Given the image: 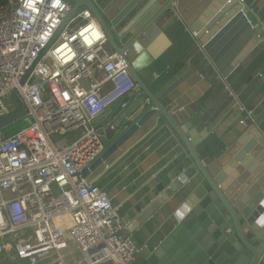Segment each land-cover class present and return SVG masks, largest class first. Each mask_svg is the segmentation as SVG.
Returning a JSON list of instances; mask_svg holds the SVG:
<instances>
[{
  "label": "built area",
  "instance_id": "2783aa9c",
  "mask_svg": "<svg viewBox=\"0 0 264 264\" xmlns=\"http://www.w3.org/2000/svg\"><path fill=\"white\" fill-rule=\"evenodd\" d=\"M73 2L10 0L0 17V116L17 109L15 102L10 110L13 90L25 110V126L7 138L0 131V254L8 242L16 259L44 264L42 257L72 245L80 257L72 264H134L144 248L125 236L121 205L81 172L103 149L97 117L142 92L88 9L69 20L20 83Z\"/></svg>",
  "mask_w": 264,
  "mask_h": 264
},
{
  "label": "crops",
  "instance_id": "0c3cea01",
  "mask_svg": "<svg viewBox=\"0 0 264 264\" xmlns=\"http://www.w3.org/2000/svg\"><path fill=\"white\" fill-rule=\"evenodd\" d=\"M92 1L102 10L106 22L112 25L118 44L123 41L125 31H136L173 1L153 25L150 36L139 38L129 47L130 60L140 70L153 97L191 142L200 147L209 142L217 148L215 139L218 138L228 147L231 145L215 162V167H221L223 171L237 152L243 151V161L249 158V165L235 183L241 185L252 177L263 161L264 148L261 147L253 157L251 152L256 150L257 140L250 138L239 147L236 139L240 136L238 129L243 126L239 123L241 120L244 123L250 120L257 128L264 126V44L258 45L223 79L188 29L195 22H203L201 25L205 26L218 0ZM245 4L252 23L264 27V0H245ZM225 35L221 37L223 43L213 48L218 60L227 52L226 45L236 34ZM221 51L223 53L219 55ZM222 64V68L227 66V62ZM254 64L256 69L250 70ZM219 85H224L220 91ZM141 102L142 98L138 101L123 99L97 117L96 124L104 127L103 149L92 164L95 169L90 167L88 181L106 192L113 204L121 205L125 236L136 247L144 248L134 264H194L188 253H183L170 237L172 227L190 214L188 195L199 181L195 173L192 175V161L178 135L156 111L126 144L106 155L109 147L105 138L107 127L124 123L126 130L132 128L153 108L149 101L144 105ZM238 106H243L251 115L241 113ZM6 244L0 254V264H28L16 259L11 245ZM163 245L165 248L161 249ZM158 249L160 251L155 254ZM79 258L76 249L69 245L66 251L58 255L49 253L40 261L52 264L58 260L60 264H72ZM176 258L178 262L174 261ZM150 259L152 263H149Z\"/></svg>",
  "mask_w": 264,
  "mask_h": 264
},
{
  "label": "water",
  "instance_id": "95a60500",
  "mask_svg": "<svg viewBox=\"0 0 264 264\" xmlns=\"http://www.w3.org/2000/svg\"><path fill=\"white\" fill-rule=\"evenodd\" d=\"M226 1L218 0V3L214 4L215 8L211 11L212 17L209 15L210 20L205 26L201 25L203 22H195L188 28L190 33L194 34L196 44L206 54L223 79H226L258 45L264 44V27L260 23L253 24L249 11L243 5L238 4L237 0H228L229 3ZM172 2L146 23L141 24L136 31L133 30L129 32L130 34L125 31L123 41L118 44L115 41L112 25L106 22L104 13L97 5L92 0H74L61 26L20 83L27 80L36 62L40 60L69 20L80 9H88L102 29L110 47L123 60L131 77L140 87L142 105L149 101L153 106L130 129L126 130L124 123L116 126L111 124L107 127L105 138L109 147L106 155H111L126 144L133 133L158 111L186 147L193 165L192 175L195 173L199 178L198 185L188 195L191 205L190 214L186 220L172 227L171 239L183 250V253H188L194 264H261L264 260V158L253 172L252 177L245 179L241 185L238 182L235 183L249 165V158L243 161L245 153L237 152L223 171L221 167H215L217 166L215 162L231 145L228 147L218 138L215 139L217 148L209 142L203 143L201 147L191 142L190 137L185 135L184 130L180 129L167 110L160 106L153 97L141 78L140 70L130 60L127 53L129 47L139 38L150 36L155 27L153 25ZM232 32L236 35L226 45L227 52L223 54V59V56L220 57L222 59L220 61L213 48L223 43L224 39H221L223 35ZM223 51L219 55H222ZM225 62L227 66L222 68V63ZM11 96L17 104V109L0 116V131L3 132L4 138L8 137L5 130L23 119L25 114L23 101L15 90L11 92ZM238 130L240 136L236 139V144L239 147L244 146L250 138L257 140V148L251 152V156H256L261 147L264 148V126L257 128L248 120ZM91 168L94 170V165ZM81 176L88 178L89 171L84 169ZM227 177L229 178L226 180ZM228 229L230 232L227 231ZM185 231H190V234L187 235ZM161 247V249L165 248L164 245ZM159 251L158 249L155 254ZM178 260V258L174 259L176 262ZM149 263H152V259Z\"/></svg>",
  "mask_w": 264,
  "mask_h": 264
},
{
  "label": "rangeland",
  "instance_id": "374dc122",
  "mask_svg": "<svg viewBox=\"0 0 264 264\" xmlns=\"http://www.w3.org/2000/svg\"><path fill=\"white\" fill-rule=\"evenodd\" d=\"M12 8V4L10 3V6H8L7 8H5L1 13H0V17L6 16L9 12L10 9ZM13 103V108H10V110L15 109L16 108V104L15 101H12ZM23 126H25V120L21 119L19 122L15 123L13 126H11L10 128L6 129L7 131L5 132H14V131H18L20 128H22Z\"/></svg>",
  "mask_w": 264,
  "mask_h": 264
},
{
  "label": "trees",
  "instance_id": "16d2710c",
  "mask_svg": "<svg viewBox=\"0 0 264 264\" xmlns=\"http://www.w3.org/2000/svg\"><path fill=\"white\" fill-rule=\"evenodd\" d=\"M8 6H10V0H0V13L5 9V8H7ZM256 64H254V65H252L251 67H250V70L251 69H253V70H255L256 69ZM249 70V71H250ZM224 88V85H219L218 86V90L220 91V90H222ZM5 131H7V130H5ZM17 131H14V132H12V133H10L9 131L7 132L8 133V135H12V134H15Z\"/></svg>",
  "mask_w": 264,
  "mask_h": 264
}]
</instances>
